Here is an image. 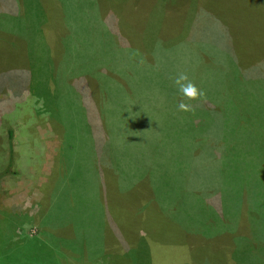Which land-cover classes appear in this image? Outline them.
<instances>
[{"label":"rangeland","instance_id":"obj_1","mask_svg":"<svg viewBox=\"0 0 264 264\" xmlns=\"http://www.w3.org/2000/svg\"><path fill=\"white\" fill-rule=\"evenodd\" d=\"M182 72L220 106H172ZM108 166L116 236L93 219ZM249 181L264 202V0H0V264H223L194 230H238Z\"/></svg>","mask_w":264,"mask_h":264},{"label":"trees","instance_id":"obj_2","mask_svg":"<svg viewBox=\"0 0 264 264\" xmlns=\"http://www.w3.org/2000/svg\"><path fill=\"white\" fill-rule=\"evenodd\" d=\"M171 1V0H170ZM177 1V0H176ZM23 3V2H22ZM166 9H170V7H168V3L165 4ZM164 7V10H165ZM125 10L122 11L121 13L113 16H116L117 18H120V20L125 21L122 14H124ZM163 16L166 18V13L163 12ZM127 28L129 29L128 25L126 24ZM130 30V29H129ZM136 33L131 31V39L128 38V41L130 42V44H132L131 48L129 49V54L132 57H135V54H139L141 56H143L142 58L144 59L145 63L148 66H152L154 64H150L147 63V57L151 55L156 57V53L157 52L159 55V48L163 47V45L160 43V41L158 42L156 39L153 41L148 40L147 38H150V36H145L143 37V39H141V41L139 43H136ZM133 39V40H132ZM149 41L152 43V46L150 45ZM129 46V45H128ZM149 46V49H148ZM127 47V46H126ZM151 52V53H150ZM146 59V60H145ZM104 75L107 76L110 71H103ZM108 73V74H106ZM103 75L99 76L97 75V77L95 78V84H94V89L96 92L95 93V106H110L111 105V101H107L104 99L103 97V93L106 91L104 84H102L103 82H100ZM104 79V78H103ZM106 80V79H105ZM106 83L107 80L105 81ZM116 85L119 87L120 90H122V93H125L124 87L122 85V83H119ZM107 89V87H106ZM177 96L174 99V104L172 106H179V103L183 100L186 104H190L192 106H220L219 102L215 101V98H211L209 99L208 96H205V98L201 99V100H185L186 97H184L179 89L177 91ZM167 95V93H166ZM146 103H150L151 102V98H149L147 96V98L145 99ZM168 102V95H167V99H166V103ZM166 103L164 104V102L161 101V106H169L166 105ZM98 108V112L100 113V109ZM50 118H51V114L49 112ZM54 124V123H53ZM100 128L98 127L97 130H99ZM9 138L12 137V130L10 129L9 132ZM168 146H170V142L167 143ZM172 146L175 147L174 145V141H172ZM62 147H61V151L58 152V156L56 157V165L54 166L55 169H57V171L59 172V169L61 167V152H62ZM171 149V148H170ZM10 161L12 160V150L10 148V157H9ZM59 159V160H58ZM106 169L110 170L111 172H106V176L101 178V184H100V188L99 191H97V199L93 200L95 201V203L97 204V210L94 211L93 213V219H96V221L101 222L104 226L102 227L101 231L102 232H106V233H112L111 235H115L116 234H122L119 231V224L118 222H116V220L119 219H115L114 216H116L114 213H118L121 214L120 207L119 205H117V209L113 212H111V207L112 206V200L115 199L116 197L119 196V189L118 186L115 185L113 186L114 180H116L117 178V174L115 169L111 168V167H103L100 172L102 171H106ZM8 171V170H7ZM112 179V181H111ZM146 180L150 183L151 177H149L148 175L146 176ZM49 189V188H48ZM258 191H255L254 188L252 187L250 181H249V185L245 188H241L240 192H239V200H238V204H239V213L240 215L243 214L244 215V220L243 223H241V226L239 227L238 230H235V225L237 223V216L234 217V222L231 224H229L228 226H226L225 228H221L220 226L216 227H211V226H204L202 229L198 230H194L197 233H194V235H199L201 238L203 239H208L209 237H211V235H220L221 239L219 240V246H221V248L223 247L227 254L225 255V259L223 261V264H225V262L227 263L229 260L232 261L233 264H244L245 260L243 257L237 255V253L241 252V251H245V252H252V251H259L264 253V202L261 201L260 198V194H257ZM228 197V196H226ZM116 200V199H115ZM48 202V199L46 201V204ZM45 203L43 204L39 215H42V217L44 216V209L46 205ZM77 205V204H76ZM144 205V206H143ZM76 207V206H75ZM149 206L146 207V203L142 204V210H147ZM226 211H228V215H226V217H230V219H232L231 214H229L230 209H229V205H225L223 204L222 206ZM75 210H77L75 208ZM233 210V209H232ZM237 212V209H236ZM77 215H81L80 212H76ZM113 216V217H112ZM77 218L80 220L79 216H77ZM43 220V219H42ZM147 225V220L146 218L144 219V221L142 222V224ZM259 223L260 228L259 230L256 232V229H254V224ZM45 222H41V225H45ZM234 225V227H233ZM47 226V225H46ZM45 226V227H46ZM52 226V225H51ZM148 232L152 231L151 224L148 223ZM55 227V226H54ZM106 227V229H105ZM98 229V228H97ZM224 229L225 234H222V230ZM47 230V229H45ZM48 231V230H47ZM189 231V229L187 230ZM54 234V232L52 233ZM225 235V236H224ZM123 236V235H122ZM224 238V239H223ZM204 243V241H202ZM67 249V248H66ZM241 250V251H240ZM242 253V252H241ZM241 260L243 261V263H241Z\"/></svg>","mask_w":264,"mask_h":264},{"label":"clouds","instance_id":"obj_3","mask_svg":"<svg viewBox=\"0 0 264 264\" xmlns=\"http://www.w3.org/2000/svg\"><path fill=\"white\" fill-rule=\"evenodd\" d=\"M174 83L179 86L180 93L188 100H201L206 96L205 91L190 80L186 73H180L175 78ZM179 110L195 111L192 105L186 104L183 100L179 103Z\"/></svg>","mask_w":264,"mask_h":264}]
</instances>
